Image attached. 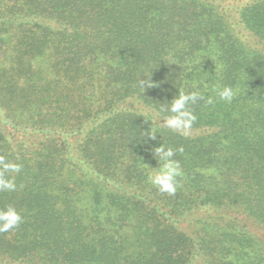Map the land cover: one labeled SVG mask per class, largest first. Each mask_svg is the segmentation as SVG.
I'll return each instance as SVG.
<instances>
[{"label": "trees", "instance_id": "obj_1", "mask_svg": "<svg viewBox=\"0 0 264 264\" xmlns=\"http://www.w3.org/2000/svg\"><path fill=\"white\" fill-rule=\"evenodd\" d=\"M0 156V264H264V0H0Z\"/></svg>", "mask_w": 264, "mask_h": 264}, {"label": "clouds", "instance_id": "obj_2", "mask_svg": "<svg viewBox=\"0 0 264 264\" xmlns=\"http://www.w3.org/2000/svg\"><path fill=\"white\" fill-rule=\"evenodd\" d=\"M148 83L142 80L141 87ZM219 98L226 102H231L234 97V91L231 86H224L217 91ZM204 97L199 91L184 92L179 90L178 96L171 100L170 103L161 105V108L155 112L154 118L162 116V124L164 127L171 129L177 133L187 135L195 116L190 109V105L196 104L197 101ZM212 101L209 100L208 103ZM149 121V120H148ZM150 121H152L150 119ZM152 139L156 136L149 132ZM183 149H179L182 151ZM175 151L172 148H165L162 144L155 149V156L159 161V167L149 176L150 182L156 186L161 192L172 193L175 191L176 178L181 174L180 166L177 161L173 159ZM21 166L19 164L9 162L4 157L0 156V191H14L16 189L15 178L12 174H19ZM23 222V217L17 211L15 206L6 205L0 208V232H9Z\"/></svg>", "mask_w": 264, "mask_h": 264}, {"label": "rangeland", "instance_id": "obj_3", "mask_svg": "<svg viewBox=\"0 0 264 264\" xmlns=\"http://www.w3.org/2000/svg\"><path fill=\"white\" fill-rule=\"evenodd\" d=\"M249 226H251V225H249Z\"/></svg>", "mask_w": 264, "mask_h": 264}]
</instances>
